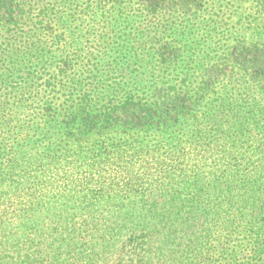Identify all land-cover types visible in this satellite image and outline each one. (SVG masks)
<instances>
[{
    "label": "trees",
    "instance_id": "16d2710c",
    "mask_svg": "<svg viewBox=\"0 0 264 264\" xmlns=\"http://www.w3.org/2000/svg\"><path fill=\"white\" fill-rule=\"evenodd\" d=\"M0 264H264V0H0Z\"/></svg>",
    "mask_w": 264,
    "mask_h": 264
},
{
    "label": "rangeland",
    "instance_id": "374dc122",
    "mask_svg": "<svg viewBox=\"0 0 264 264\" xmlns=\"http://www.w3.org/2000/svg\"><path fill=\"white\" fill-rule=\"evenodd\" d=\"M229 250L230 251H236V249L234 248V246H230Z\"/></svg>",
    "mask_w": 264,
    "mask_h": 264
}]
</instances>
